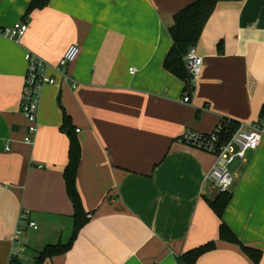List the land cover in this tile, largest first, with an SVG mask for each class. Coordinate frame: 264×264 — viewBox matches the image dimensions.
<instances>
[{"label": "crops", "instance_id": "crops-1", "mask_svg": "<svg viewBox=\"0 0 264 264\" xmlns=\"http://www.w3.org/2000/svg\"><path fill=\"white\" fill-rule=\"evenodd\" d=\"M31 1L0 0V29L29 24L18 39L0 34V264L9 263L19 225L26 228L17 254L26 264L72 232L64 112L81 143L77 186L92 214L73 247L44 264H183L184 253L212 240L217 247L196 264H255L219 238L221 219L209 204L217 193L204 183L215 156L178 137L211 132L222 117L261 118L264 0L219 1L196 45L204 65L189 103L187 82L164 61L174 15L195 0H50L25 17ZM74 42L81 53L71 78L44 88L26 143V52L55 63ZM233 167L223 220L263 252L264 264V139ZM23 211L37 229L20 219Z\"/></svg>", "mask_w": 264, "mask_h": 264}, {"label": "built area", "instance_id": "built-area-1", "mask_svg": "<svg viewBox=\"0 0 264 264\" xmlns=\"http://www.w3.org/2000/svg\"><path fill=\"white\" fill-rule=\"evenodd\" d=\"M28 26L27 21H19L12 26L0 29V34L10 39H18L26 33ZM80 53L81 44L79 42L72 43L55 63L49 62L31 51L26 52L27 73L21 99V109L29 122L28 131L24 137L26 143L34 141L38 129L39 108L44 88L47 85L57 84V76L63 80L70 79L69 66L79 57ZM185 64L190 76L188 83L190 90L183 100L189 103L191 101L190 91L193 90L192 83L199 79L204 65V57L198 52L196 46L188 51L185 56ZM135 70V67L130 68L131 73H134ZM233 121V119L222 117L211 132L187 129L178 137L180 142L215 156V162L205 176L204 183L209 184L217 194L230 191L236 175L233 166L235 163L242 162L247 152L257 150L264 139V119L252 123ZM20 219L25 221L30 228H38V224L29 218L27 211L22 212ZM25 228L19 225L15 232L9 261L12 256L18 255L20 236L24 233Z\"/></svg>", "mask_w": 264, "mask_h": 264}, {"label": "trees", "instance_id": "trees-1", "mask_svg": "<svg viewBox=\"0 0 264 264\" xmlns=\"http://www.w3.org/2000/svg\"><path fill=\"white\" fill-rule=\"evenodd\" d=\"M221 0H195L174 15V25L170 28L173 40L172 48L164 61V67L180 79L190 82V76L185 64V56L190 48L197 45L203 30L213 15L217 4ZM240 1V0H236ZM50 0H32L27 8L25 17L36 9H42L49 4ZM264 119V107L261 111V118ZM237 122V121H233ZM61 129L68 135V163L64 169V180L67 195L73 204V227L70 238L66 241H59L55 244H47L31 264H44L48 258L68 252L74 245L79 232L89 222L91 212L86 211L77 186L78 169L81 162L82 147L73 126L71 117L64 112ZM232 199V193H219L214 199H209V204L217 216L221 219L219 226V238L231 243L240 245L241 250L255 263L259 264L263 252L259 249L247 246L241 242L231 227L223 220V215ZM217 244L214 240L209 241L197 248L187 251L182 256L183 264H196L201 256L214 250ZM9 264H26L19 255L12 256Z\"/></svg>", "mask_w": 264, "mask_h": 264}, {"label": "rangeland", "instance_id": "rangeland-1", "mask_svg": "<svg viewBox=\"0 0 264 264\" xmlns=\"http://www.w3.org/2000/svg\"><path fill=\"white\" fill-rule=\"evenodd\" d=\"M71 232L70 233H66L63 236V242H66L69 238H70ZM38 252V251H37ZM23 260L25 261V258L23 257ZM26 262V261H25Z\"/></svg>", "mask_w": 264, "mask_h": 264}]
</instances>
